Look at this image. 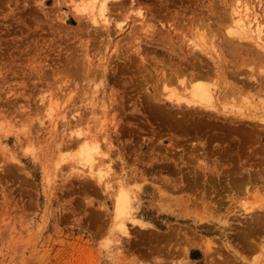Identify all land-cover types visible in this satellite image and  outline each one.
<instances>
[{"label": "rangeland", "instance_id": "obj_1", "mask_svg": "<svg viewBox=\"0 0 264 264\" xmlns=\"http://www.w3.org/2000/svg\"><path fill=\"white\" fill-rule=\"evenodd\" d=\"M245 1L110 0L100 16V0H0V264H264V50L231 27L247 4L263 23L264 0ZM188 61L222 64V102H248L251 127L151 102L182 91ZM71 127L111 176L75 165ZM122 181L135 198L116 218Z\"/></svg>", "mask_w": 264, "mask_h": 264}, {"label": "bare ground", "instance_id": "obj_2", "mask_svg": "<svg viewBox=\"0 0 264 264\" xmlns=\"http://www.w3.org/2000/svg\"><path fill=\"white\" fill-rule=\"evenodd\" d=\"M109 1L110 0H100V5H99V7H98V11H91V13H97V12H99V15L100 16H102L103 14H105V12L106 11H108V6H109ZM132 2L133 1H135V0H131ZM245 1V0H244ZM246 2V1H245ZM258 2V1H257ZM113 3H115L116 5H118V4H121L122 5V3H124V0H114V2ZM134 3V2H133ZM235 3V2H234ZM242 2H240L238 5H240ZM260 5H261V3H259ZM237 5V6H238ZM95 6H97L96 4H95ZM236 6V5H235ZM241 6V5H240ZM251 6V5H250ZM262 6H263V4H262ZM212 7V6H211ZM232 7V6H231ZM253 7H254V5H253ZM96 8V7H95ZM94 8V9H95ZM93 9V10H94ZM233 9V8H232ZM254 9V8H253ZM235 10V9H234ZM263 10V9H262ZM233 11V10H232ZM263 12H264V10H263ZM227 14H229V13H227ZM232 14V13H231ZM263 15H264V13H262ZM90 15V14H89ZM232 15H234V16H236V18H237V20L235 19V21L233 20V22L235 23V26H231L232 28H235L237 31H234V34H236L238 37H240V38H238L236 35V40L237 39H241V38H246V39H251V37H252V39H256L255 41H257L256 43H258V46L259 47H263V48H261V49H263L264 50V42H263V40H264V21H263V23L261 22V21H259V19H258V17H257V14L255 15V14H253V12H252V6L251 7H249L248 6V4L246 5V6H244L243 5V7H240V8H237L235 11H234V14H232ZM90 16H92L91 17V21H92V23H94V24H97L98 23V21H97V18H96V15H90ZM89 16V17H90ZM145 16V15H144ZM143 16V17H144ZM221 16V15H220ZM80 17V16H79ZM79 17H78V19H79ZM82 17V16H81ZM182 17V16H181ZM229 17L230 16H228L227 18L229 19ZM233 17V16H232ZM231 17V18H232ZM88 18V17H87ZM180 18V17H179ZM217 18V17H216ZM221 18V17H220ZM225 18V17H224ZM227 18H225V19H227ZM230 18V19H231ZM261 18V17H260ZM196 20V19H195ZM232 20H231V22H232ZM251 20H254L255 21V24L251 21ZM198 21V20H197ZM211 21V20H210ZM104 22H105V27L107 28L108 26V24L110 23V21H109V19H107V18H104ZM174 22H175V20H174ZM213 22V21H212ZM222 22H223V20H222ZM229 22H230V20H229ZM220 23H221V19H220ZM225 23V22H224ZM228 23V22H227ZM203 24V23H202ZM217 24V23H216ZM232 24V23H231ZM254 24V25H253ZM147 25V24H146ZM149 25V24H148ZM160 25V24H159ZM197 25V24H196ZM213 25V24H212ZM211 25V26H212ZM223 25V24H222ZM227 26H228V24H227ZM230 26V25H229ZM160 27V26H159ZM162 27V26H161ZM198 27H199V25H198ZM201 27V26H200ZM226 27V26H225ZM105 28V29H106ZM172 28V27H171ZM215 28V27H214ZM217 28H219V27H217ZM228 28V27H227ZM206 29V28H205ZM158 30H159V28H158ZM226 30V29H225ZM155 31V30H154ZM227 32L229 31V28L226 30ZM226 31L224 32L223 31V33H225L224 34V36H226V38L227 37H229L230 35H232L233 34V32H232V29L228 32V33H226ZM157 33V32H156ZM158 33H159V31H158ZM157 33V34H158ZM209 33V32H208ZM219 33V32H218ZM208 35V34H207ZM214 35V34H213ZM246 35H248L249 36V38H247V37H245ZM203 36V35H202ZM243 36V37H242ZM212 37V36H211ZM234 37V36H233ZM151 38H153L154 39V37H151ZM203 38V37H202ZM213 38V37H212ZM216 38V37H215ZM225 38V39H226ZM234 38V39H235ZM225 39H224V41H225ZM234 39H232V36H230V39H227V42L226 43H221V44H223L224 46H228V47H236L235 45H238V44H233V40ZM251 39V40H252ZM212 40V39H211ZM243 40V39H242ZM241 40V41H242ZM254 40H252L253 42H254ZM238 41V40H237ZM244 42H245V40H244ZM263 42V43H262ZM220 43V42H219ZM240 43V42H239ZM249 43V42H248ZM192 44V43H191ZM250 44H252V43H250ZM173 45V44H172ZM189 45V47H190V44H188ZM234 45V46H233ZM245 45L247 46V44L245 43ZM183 46V45H182ZM191 46H193V45H191ZM239 46V45H238ZM254 46V45H253ZM188 47V48H189ZM201 46H199V48H200ZM204 47V46H203ZM202 47V48H203ZM213 47V46H212ZM139 48V47H138ZM202 48H201V50H202ZM232 48V49H233ZM257 48V47H256ZM198 49V48H197ZM196 49V50H197ZM205 49V48H204ZM207 49H208V47H207ZM207 49H205L206 51H207ZM240 49V48H239ZM260 49V48H259ZM139 50H141V49H139ZM138 50V51H139ZM194 50H195V48H194ZM193 50V51H194ZM195 50V52H197ZM200 50V51H201ZM204 50V51H205ZM212 50V49H211ZM214 50L215 49H213L212 51L214 52ZM245 50V49H244ZM154 51V50H153ZM198 51H199V49H198ZM203 51V50H202ZM210 51V50H209ZM219 51V50H218ZM246 51V50H245ZM262 51V50H261ZM247 52H249V50L247 51ZM151 53V52H150ZM198 53V52H197ZM202 53V52H201ZM204 53V52H203ZM259 53H261V52H259ZM193 55H194V52L192 53ZM199 54V53H198ZM209 54V53H208ZM255 54V53H254ZM192 55V58L193 57H195V56H193ZM258 55V54H257ZM256 55V56H257ZM206 56H207V54H206ZM206 56H205V59H206ZM209 56V55H208ZM139 57H140V55H139ZM143 57V56H142ZM158 57V56H157ZM188 58V57H187ZM190 58H191V56H190ZM211 58H212V56H211ZM142 59V58H141ZM157 58H154L153 60H156ZM175 59V58H174ZM196 59H197V56H196ZM202 59V58H201ZM204 59V60H205ZM219 59V58H218ZM263 59V58H262ZM188 60H190V59H188ZM192 60V59H191ZM261 60V59H260ZM143 61H145V60H143ZM142 61V62H143ZM162 61V60H161ZM163 61H164V59H163ZM196 61H198L199 62V60L197 59ZM202 61V60H201ZM259 61V60H258ZM180 62V61H179ZM178 62V63H179ZM189 63L191 62V61H188ZM188 62H187V64H188ZM144 63V62H143ZM160 63V62H159ZM177 63V62H176ZM182 62H180V64H181ZM195 63V62H194ZM197 63V62H196ZM192 64V62H191V64H190V66H188V68L186 69L187 71L188 70H190V68H191V70L190 71H185V69L183 68V70L181 69V70H179L178 68H176L175 69V71H173V73L171 74L169 71V73L171 74V75H173V77L175 76V77H178L179 78V76L181 75V77L182 76H184L186 73H188L189 74V76L188 77H184V78H182V80H180L179 81V85L180 86H182L181 87V89H182V91H180L179 93H176V92H172L171 91V89H170V91L171 92H167V93H165V95L163 94V93H161V94H159V97H156V96H154V100H152L151 102L153 103L154 101H158V102H162L163 104L165 103V104H168V105H171V106H173V107H181V108H188V110H190V111H192V113H191V116L192 117H194V118H196L197 119V117H195V116H201V117H206V118H208V119H210V120H212V121H214L215 120V122L218 124V120H219V118L222 116V118H224V120H226L227 122H229V123H231V124H234L235 126H234V128H236V129H240L242 126H245V125H247V126H249V127H251V125L249 124L248 125V123L247 124H243V125H241L242 123H245L246 121H247V119L248 120H250V123H251V121H252V119H255L256 120V117H257V115L255 116V115H253L252 116V114H253V112L251 113V116H248V115H245L242 111H244L243 110V107L248 103H243L242 104V106L241 105H239V104H241V102L239 103H236V104H230L229 105V103H225L224 104V102H222V100H225V101H227V99H229L228 98V96L227 97H225V95L224 94H222V93H224V91H225V89L223 88L222 89V85L221 84H224V83H222V80H221V83L219 82V78H225V75L226 74H224V72H221V74H220V71H222L223 69L221 68V65H219V68H218V66H217V70L218 71H215V69H214V67L213 66H208L207 65V67H205V65H197V64ZM200 63V62H199ZM220 63H221V61H220ZM225 63V62H224ZM252 63H254V62H252ZM146 64V63H145ZM156 64V63H155ZM163 64H164V62H163ZM147 65V64H146ZM161 65V64H160ZM182 66H184L185 65V63H184V65L183 64H181ZM226 65V64H225ZM225 65H223L224 66V69H225ZM231 65V64H230ZM162 66V65H161ZM160 66V67H161ZM167 66V65H166ZM170 66H171V64H170ZM173 66H174V64H173ZM173 66H171L172 68H173ZM176 66H178V65H176ZM244 66V65H243ZM262 66V65H261ZM159 67V66H158ZM171 67H169V68H171ZM238 67H240V66H238ZM251 67V66H250ZM264 67V66H263ZM162 68L164 69V67L162 66ZM171 68V69H172ZM186 68V67H185ZM228 70H229V68H228V66L226 67ZM178 69V70H177ZM234 69V68H233ZM157 70H158V68H157ZM153 71V69H152V71L153 72H157L158 73V71ZM165 72V70L163 71L162 70V73H164ZM168 72L167 73H165L164 74V78H162L163 79V86H164V90L165 91H167V85L168 84H170V83H172L171 82V80L170 81H168V79L170 78V75H169V77H168V79L166 78V74L168 75ZM215 72H219V73H215ZM161 73V74H162ZM245 73V72H244ZM230 74V73H229ZM228 74V75H229ZM232 74H234L233 72H232ZM231 74V75H232ZM230 75V76H231ZM235 75V74H234ZM106 76V75H105ZM162 76V75H161ZM160 76V77H161ZM237 75H235L234 77H236ZM246 76V75H245ZM163 77V76H162ZM180 77V78H181ZM232 77H233V75H232ZM238 77V76H237ZM236 77V78H237ZM246 77H248L249 78V76H246ZM245 77V78H246ZM236 78H234V79H236ZM155 79V78H154ZM174 79V78H173ZM177 79V78H176ZM251 79V78H250ZM158 80H160V78L158 79ZM230 80V79H229ZM255 80V79H254ZM105 81V80H104ZM104 81H101V82H104ZM167 81L168 82H170V83H167ZM178 80H176V82H177ZM239 81V83H243L244 82V80L242 79L241 81L240 80H238ZM243 81V82H242ZM161 82V81H160ZM106 83V82H105ZM167 83V84H166ZM250 83V82H249ZM102 83H100V85H101ZM177 84V83H176ZM158 85H159V83H158ZM173 85V84H172ZM242 85V84H241ZM243 85H246V83H244ZM242 85V86H243ZM254 85H256V84H254ZM99 86V85H98ZM102 86V85H101ZM170 86V85H169ZM168 86V87H169ZM178 86V85H177ZM180 86H178V87H180ZM225 86H227L228 87V84L226 85L225 84ZM229 86H230V84H229ZM154 87V86H153ZM171 87V86H170ZM231 87V86H230ZM101 88V87H100ZM159 88H160V86H159ZM162 88V87H161ZM226 88V87H225ZM163 89V88H162ZM179 89V88H178ZM231 89V88H230ZM230 89H228L229 91H231ZM234 89H235V87H234ZM233 89V90H234ZM244 89V88H243ZM102 90V89H101ZM174 90H176V89H174ZM227 90V91H228ZM239 90V89H238ZM245 90V89H244ZM100 91V90H99ZM104 91V90H103ZM155 91V90H154ZM161 91V90H160ZM160 91H159V93H160ZM179 91V90H178ZM229 91H228V93H229ZM241 91V90H240ZM98 92V91H97ZM246 92V91H245ZM105 93V92H104ZM228 93H227V95H228ZM240 94H241V92H239ZM256 93V92H255ZM158 94V93H157ZM163 94V95H162ZM230 94V93H229ZM102 95H104L103 93H102ZM101 95V96H102ZM155 95V94H154ZM242 95V94H241ZM249 95H251V94H249ZM230 96V95H229ZM235 96H236V94H235ZM238 97V96H237ZM243 97V96H242ZM103 98V97H102ZM146 98V97H145ZM151 98V97H150ZM104 99V98H103ZM102 99V100H103ZM242 100V99H241ZM244 100H245V98H244ZM105 101V100H104ZM229 101H231V100H229ZM233 101V100H232ZM234 101H239V100H235L234 99ZM91 102V101H90ZM97 102V101H96ZM100 102H102L103 103V101H101V97H100ZM249 102H251V101H249ZM264 102V101H263ZM155 103V102H154ZM231 103V102H230ZM92 104V103H91ZM105 104V103H104ZM155 104H157V103H155ZM227 105H229V107H231L230 109H232V110H235L234 111V113H229V110H227ZM252 105V104H251ZM250 105V103H249V108H252V106ZM264 105V104H263ZM102 106V105H101ZM248 108V109H249ZM178 109V108H177ZM254 109V108H253ZM255 109H256V106H255ZM168 110H170V109H167V111ZM173 110V109H172ZM245 110H246V107H245ZM95 111V110H94ZM180 111V110H179ZM159 113H160V110L158 111ZM162 112H164V111H162ZM171 112V111H170ZM174 112V111H173ZM185 112H188V111H184V113ZM250 112V111H249ZM248 112V114H250ZM153 113H155V112H153ZM246 113H247V110H246ZM91 114H94V112L92 111V113ZM194 116H193V115ZM149 115H150V113H149ZM160 115V114H159ZM175 115H176V113H175ZM189 115V114H188ZM161 116V115H160ZM166 117H167V115H165ZM220 116V117H219ZM200 117V118H201ZM81 118V117H80ZM173 118H175V117H173ZM176 118H177V115H176ZM183 118V117H182ZM187 118H188V116H187ZM232 118H233V120H232ZM169 120H172V118L170 119V118H168ZM193 119V118H192ZM234 119H236V120H234ZM259 120V119H258ZM257 120V121H258ZM263 120V119H262ZM91 121V120H90ZM94 121V120H93ZM101 121V120H100ZM199 121V120H198ZM225 121V122H226ZM261 121V120H260ZM78 122V121H77ZM170 122V121H169ZM203 122V121H202ZM79 123V122H78ZM78 123H76L77 125H78ZM177 123V122H176ZM199 123V122H198ZM212 123V122H211ZM228 123V124H229ZM68 124V123H67ZM93 124V123H92ZM101 124V123H100ZM100 124H97V126H100ZM221 124V123H220ZM69 125H70V123H69ZM82 125V124H81ZM84 125V124H83ZM86 125V124H85ZM90 125V124H89ZM89 125H88V127H89ZM67 126V125H66ZM199 126V125H198ZM215 126H217V125H215ZM232 126V125H231ZM246 126V127H247ZM254 126V125H253ZM252 126V127H253ZM64 127H65V125H64ZM72 127H74V126H72ZM70 128V129H73L74 130V128ZM75 127H77V126H75ZM78 127H80V126H78ZM196 127V126H195ZM233 128V129H234ZM69 129V128H68ZM89 129V128H88ZM204 129V128H203ZM73 130H71L72 131V133H71V135H70V137H73V134L74 133H76L77 134V136H78V139H74L75 141H74V144L75 145H77L78 147H79V151H78V153H79V158H77V160H75V165H77V167H80V165L81 166H83V167H88V169H89V172H90V175H92L93 177L94 176H96V179L97 178H99L100 180H102V179H104L105 177H107V176H109L110 174H111V172H112V168H111V166L110 165H108V164H106V163H99V164H97V159H96V156H101V155H104V152L102 153L101 152V148H100V145H98V141L97 140H95L93 137L95 136L94 134H93V132H91V133H89V134H92V135H94L93 137H91V138H89L88 136H83L82 137V135H84V134H86V133H84L83 134V132H81V131H83V130H79L78 128H76L74 131ZM86 130H87V128H86ZM85 131V130H84ZM88 131V130H87ZM54 132H55V130H54ZM63 132H64V130H63ZM237 132H240L239 130L237 131ZM58 134V133H57ZM89 134H87V135H89ZM75 135V134H74ZM97 136V135H96ZM66 137V136H65ZM74 137H76V135L74 136ZM79 137H81L80 139H79ZM59 138H60V136H59ZM59 138H57V140L59 139ZM77 140V141H76ZM100 142V141H99ZM72 143V142H71ZM74 145V146H75ZM60 150V149H59ZM103 151V150H102ZM75 159V158H74ZM74 159H73V161H74ZM99 162V161H98ZM201 168V167H200ZM204 169H207L208 167L206 166H204L203 167ZM211 167H209V170H210V173L211 172H213L214 174V176H216L217 175V172H216V170L214 169V168H212V169H210ZM74 169V168H73ZM80 170V169H79ZM196 173H194V175H195ZM206 174V173H205ZM204 174V175H205ZM197 175V174H196ZM208 175V174H207ZM111 176V175H110ZM194 177V176H193ZM109 178V177H108ZM195 179H196V176L194 177ZM240 178V177H239ZM243 179V177H241L239 180H242ZM105 180V179H104ZM109 180V179H108ZM195 181V180H194ZM106 182V181H105ZM237 182V184L238 185H240L239 184V181L238 180H236L235 181V183ZM104 183V182H103ZM124 183H123V181H122V185H121V191H119V194L117 195V197H116V204H115V206H116V218H119L120 216H123V215H125V214H127V213H130L129 212V209H130V207H131V204L134 202L133 201V198H135L134 197V193L132 192V191H130V190H126L124 187H127V186H124L123 185ZM237 184H234V185H237ZM172 185V184H171ZM231 185V184H230ZM107 186H109V185H107ZM171 187V186H170ZM180 189V188H179ZM133 219V218H132ZM132 219H130V220H132ZM133 222L134 223H136V221L135 220H133ZM119 228H120V230H121V232L125 235V236H129V232H128V229H127V227H126V225H121L120 224V226H119ZM172 237V236H171Z\"/></svg>", "mask_w": 264, "mask_h": 264}]
</instances>
